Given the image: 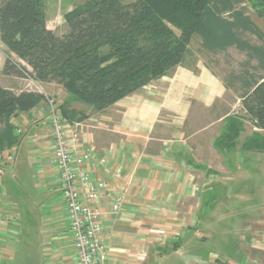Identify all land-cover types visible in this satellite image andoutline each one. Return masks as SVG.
Wrapping results in <instances>:
<instances>
[{"label":"crops","instance_id":"1","mask_svg":"<svg viewBox=\"0 0 264 264\" xmlns=\"http://www.w3.org/2000/svg\"><path fill=\"white\" fill-rule=\"evenodd\" d=\"M197 70L178 67L171 76L100 113L65 93L62 96L58 85L31 81L47 94L59 91L70 112V120H65L76 132L73 150L90 153L84 168L105 184L95 204L106 247L103 264H264V247L250 245L249 239L213 257L211 237L203 221L196 219L197 210L207 205L212 184L228 180L223 173L230 166L228 160H235L236 168L243 160L242 147L228 152L215 146L225 129L228 115L222 104L229 88L206 67ZM35 111L11 119L22 136L11 154L0 158V176L12 170L15 154L22 150L35 180L44 186L38 192L43 197L38 208L24 212L29 238L37 229L42 238L40 264H77L53 165L52 139L45 119ZM120 194H124L123 206L118 214H111V202ZM20 217L0 188V264L20 243Z\"/></svg>","mask_w":264,"mask_h":264},{"label":"trees","instance_id":"2","mask_svg":"<svg viewBox=\"0 0 264 264\" xmlns=\"http://www.w3.org/2000/svg\"><path fill=\"white\" fill-rule=\"evenodd\" d=\"M48 1L53 0H0L3 75L62 86L73 100L100 113L170 76L192 55L197 38L209 54L234 49L245 55L241 71L224 82L231 90L238 84L242 112L264 131V77L253 72H264V34L242 7L245 2L264 19V0H84L64 15L67 31L60 36L47 29ZM45 102L42 94L0 87V158L19 140L11 119ZM58 109L70 120L66 104ZM230 121L215 141L226 151L241 132Z\"/></svg>","mask_w":264,"mask_h":264},{"label":"rangeland","instance_id":"3","mask_svg":"<svg viewBox=\"0 0 264 264\" xmlns=\"http://www.w3.org/2000/svg\"><path fill=\"white\" fill-rule=\"evenodd\" d=\"M132 1L135 0H121L122 3ZM83 2L84 0H53L46 2L44 9L47 29L59 36L64 34L67 31L64 15ZM242 7L255 26L264 34V19L258 16L245 2H243ZM248 39L252 43H257L254 37H248ZM199 44V39L196 38L190 46L192 55L179 68L197 73V68L204 66L224 82L231 73H239L241 71L240 65L246 61L245 55L234 49H229L225 54H209L202 51ZM0 49L1 51L3 49L1 43ZM1 51L0 68L2 67V59H5ZM255 66V62H252L251 67ZM253 72L264 77V72L256 70ZM4 76L0 71V85L10 88L15 93L19 91L39 93L44 95L46 100H51L58 105L60 104V106L66 104L62 97L64 93L68 95V98L70 97L62 86L58 88L61 89L62 92L60 94L62 96L56 90L50 95L37 83L31 82L32 80L30 79L18 78L23 79V81L11 79L7 81ZM239 95L240 87L238 84L236 89H229L227 94H225V103L222 105H224L228 116L224 118L223 124L225 129L232 126L231 119H234L239 124L241 129L239 138L233 146H228L231 147L228 152H235L237 145L238 149L242 147L243 153L240 155H243V160L240 167L238 165L237 168L235 160H228L230 166L224 169V172L221 170L224 174L227 173L229 175L227 177L228 180L220 185L212 184L213 186L209 188L207 194V205L197 210L196 216L197 220L203 221L204 226H202L208 232L205 231V228L203 230L211 237L210 251L213 257L231 249L235 250L239 247L242 239H245V242L249 239L252 243L249 242L250 245H261L260 247H264V131L255 132L253 130L247 116L241 110ZM10 152L11 150H5L2 157L4 158L6 154L10 155ZM22 152V150H19L15 154L12 170L9 173H2L0 176L2 193L10 198L21 215L19 218L21 229L20 243L14 248L12 256L5 259V264H40L42 238L38 229L35 237L33 239L29 238L26 231L27 226L24 222V212L25 208L31 209L35 206L38 208L43 198H39L40 194L38 192L44 186L35 180L34 168L28 163L29 160ZM211 207L213 208L211 209ZM5 221L7 220H4V223H6ZM252 226H256L255 231L251 230L254 229ZM200 236L201 234L199 238L203 239ZM1 237L0 239H2Z\"/></svg>","mask_w":264,"mask_h":264},{"label":"built area","instance_id":"4","mask_svg":"<svg viewBox=\"0 0 264 264\" xmlns=\"http://www.w3.org/2000/svg\"><path fill=\"white\" fill-rule=\"evenodd\" d=\"M59 107L60 104L47 99L45 107L36 108L35 115L45 119L48 136L52 139V160L69 222L74 257L77 264H103L106 247L102 240L101 214L95 204L105 184L95 181L93 172L84 168L90 162V153L85 151L76 154L73 150L76 132L61 115ZM11 123L15 128L14 135L18 138L22 136L17 123ZM101 163L104 164V161L101 160ZM123 202L124 194H120L111 202L110 213L118 214Z\"/></svg>","mask_w":264,"mask_h":264}]
</instances>
